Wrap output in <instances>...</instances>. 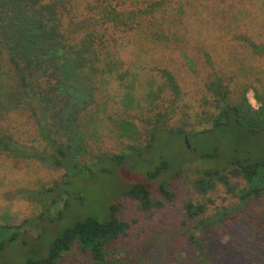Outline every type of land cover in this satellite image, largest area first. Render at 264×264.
Here are the masks:
<instances>
[{"label": "rangeland", "instance_id": "374dc122", "mask_svg": "<svg viewBox=\"0 0 264 264\" xmlns=\"http://www.w3.org/2000/svg\"><path fill=\"white\" fill-rule=\"evenodd\" d=\"M79 1L86 4V0ZM152 1L156 0L120 2L122 7L145 9ZM170 5L171 16L165 15V5L143 20L140 29L109 32L116 38L111 49L117 61H108L114 63V74L127 72L125 80L97 73L92 81L97 88L94 97H89L92 92L85 80L78 83L86 87H82L79 103L86 107L76 115L83 139L75 157L88 164L80 175L82 182L68 188L83 199L72 201L61 221L59 206H54L62 196L61 189L51 194L45 191L64 183L65 169L50 161L0 153V222L5 227L0 226V242L16 232L18 236L0 253V264H20L28 256L44 252L52 238L49 233L74 219L94 216L106 220L113 202H119L121 218L131 223L129 235L118 244L119 264H197L195 245L189 240L193 234L207 243L210 264H264V195L242 207V190L231 194L218 185L202 195L194 187L203 171L222 170L230 159L264 157V138L233 122L199 133L211 128L213 116L221 110L208 88L214 73L230 88L228 102H240L246 92L253 109L264 103V0H181ZM80 12L89 17L83 8ZM85 21L78 16L69 25L77 29ZM102 58L104 66L108 61ZM158 69L172 73L182 95L174 100L166 90L159 101L148 105L145 84L159 80ZM125 94L133 98L131 104L126 103ZM157 106L156 111L163 112L167 120L160 125L153 147L146 150L148 129L142 120ZM11 123L21 143L44 148L36 126L26 116H16ZM178 130L186 136L170 133ZM133 148L142 152L131 153ZM214 152L215 157H202ZM121 153L127 154L121 165L106 159ZM162 160L169 168L150 179L148 173ZM181 167L182 175L176 177ZM164 181L175 193L171 201L159 191ZM233 181L241 188L248 186L242 179ZM135 183H145L165 207L140 211L136 200L123 196ZM186 202L206 204L205 215L226 214L229 218L200 232L195 228L197 222L187 218ZM238 207L241 209L236 211ZM232 215L237 219L231 221ZM52 217L57 221L49 222ZM65 258V264H94L90 255L77 251Z\"/></svg>", "mask_w": 264, "mask_h": 264}, {"label": "trees", "instance_id": "16d2710c", "mask_svg": "<svg viewBox=\"0 0 264 264\" xmlns=\"http://www.w3.org/2000/svg\"><path fill=\"white\" fill-rule=\"evenodd\" d=\"M120 1L86 0L84 4L79 0H0V153L16 158L50 161L65 169L64 183L45 191L51 194L61 189L62 196L59 195L60 199L54 201V206L60 207L57 210L59 221L66 216L72 201L83 199L71 194L68 188H75L82 182L80 175L88 164L75 157L76 148L83 139L76 124V115L86 107L85 104H79L80 94L84 90L82 87H86L78 83L85 80L87 89L90 88L92 92L89 97H94L97 88H93L92 81L97 73L105 78L116 77L121 82L125 80L127 72L114 74V63L108 61L109 58L115 59V51L111 47L116 43V38L113 39L109 32L126 33L140 29L142 21L155 11L167 5L164 13L171 16L173 10L170 11V4L174 1L181 3V0H156L145 9H130L122 7ZM81 8L89 17L85 18L80 12ZM76 15L86 20L77 29L73 27L74 24L69 25L72 19L78 18ZM102 56L108 61L104 66L100 64ZM208 61L211 62L210 58ZM156 75L159 80L145 84L144 95L148 105L159 101L166 90L172 92L174 100L182 95L172 73L158 69ZM208 88L216 100V106L221 110L213 116L211 128L202 129L199 133L211 132L233 122L264 138V103L258 110L253 109L247 101L246 92L240 102H228L230 88L215 73ZM124 99L127 104L133 100L130 94H125ZM136 106H140V102ZM156 108L159 106L149 110L150 115L142 120L148 129L146 150L153 147L160 125H165L167 120L166 115L156 111ZM19 115L26 116L36 126L44 143L42 150L21 143L17 138L11 119ZM170 133L186 136L183 130ZM135 151L142 152L135 148L130 150L131 153ZM215 156L216 152L202 154V157ZM126 158V153L106 156L107 160L119 165ZM168 168L169 164L162 160L148 173V177L158 178ZM182 172L181 167L176 177L182 175ZM235 178L244 180L247 188H241L238 182L233 181ZM218 185H223L231 194L242 190V207L254 198L263 196L264 157L252 158L249 155L245 160L230 159L222 170L203 171L194 187L199 194L207 195L215 191ZM159 191L169 201L175 198L167 181L160 183ZM123 196L136 200L140 211L144 213L165 207L164 201L157 199L145 183L132 184ZM240 209L238 207L236 211ZM185 211L188 219L197 222L195 228L200 229V232L212 229L229 218L226 214L223 217L205 215L207 206L203 203L186 202ZM231 217V221L237 219L234 215ZM41 219H45L44 214ZM55 221L57 219L53 217L49 220L51 223ZM21 226L23 224L18 227ZM130 229L131 223L120 216L119 202H113L109 206V217L106 220L94 216L74 219L56 232L49 233L52 238L44 252L32 254L20 264H65V256L73 251L90 255L94 264H119L118 244L127 238ZM17 239L16 232L8 241L0 242V253L7 243ZM189 240L195 245L197 264H210L206 257L207 243L197 239L194 234Z\"/></svg>", "mask_w": 264, "mask_h": 264}, {"label": "water", "instance_id": "95a60500", "mask_svg": "<svg viewBox=\"0 0 264 264\" xmlns=\"http://www.w3.org/2000/svg\"><path fill=\"white\" fill-rule=\"evenodd\" d=\"M186 143L188 144L187 138H186Z\"/></svg>", "mask_w": 264, "mask_h": 264}]
</instances>
